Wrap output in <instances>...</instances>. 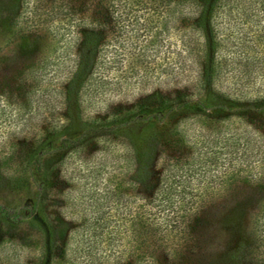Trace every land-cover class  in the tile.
Instances as JSON below:
<instances>
[{
    "label": "rangeland",
    "instance_id": "rangeland-1",
    "mask_svg": "<svg viewBox=\"0 0 264 264\" xmlns=\"http://www.w3.org/2000/svg\"><path fill=\"white\" fill-rule=\"evenodd\" d=\"M67 1L71 10L70 4L80 7L87 0ZM186 9L184 15L190 13ZM168 12L169 7L162 13ZM164 18L159 19L158 28ZM188 19H176L170 27L168 21L156 45L132 36L131 46L121 47L118 67L108 65L103 71L109 82L104 85L109 88L82 95V111H103L157 86L164 89L178 84L193 91L205 35ZM46 23L58 27L60 22ZM213 29L219 57L214 78L217 88L234 87L245 97L264 95V48L262 36H257L264 34V0H225ZM58 31L54 36L42 31L36 40L15 38L0 52V264H264V130L256 122L236 124L229 118L221 125L247 137L232 160L243 172L233 177L227 199L220 197L223 190H210L207 195L214 203L187 226L180 210L133 194L128 183L119 181L114 162L123 151L119 144L92 149L87 156L85 150L67 152L60 176L51 187L29 178L21 184L5 173L13 168L12 158L28 145L33 133L60 109L56 85L69 63L61 52L74 36L67 29ZM139 44L145 45L141 48L144 54L135 55ZM38 60L45 67L40 69L35 98L29 105L20 104L11 86L24 72L29 80L34 79L26 71L39 68ZM181 127H187L189 134L204 132L193 119ZM213 167L206 178L221 170ZM247 172L253 177H246ZM48 229L54 237L50 251L43 246Z\"/></svg>",
    "mask_w": 264,
    "mask_h": 264
},
{
    "label": "trees",
    "instance_id": "trees-1",
    "mask_svg": "<svg viewBox=\"0 0 264 264\" xmlns=\"http://www.w3.org/2000/svg\"><path fill=\"white\" fill-rule=\"evenodd\" d=\"M81 2L80 7L70 4L69 10L67 0H0V52L15 38L39 39L42 31L54 36L58 29H67L70 36H74L61 52L63 57L67 55L65 59L69 63L56 85L60 97L57 115L53 120L44 121L37 134L33 133L28 145L12 158L13 168L5 173L20 180L21 184L29 178L37 179L42 187H51L60 176V165L67 152L85 150L87 156L92 149L107 147L109 143L119 144L123 151L114 161L119 181L128 183L133 194L157 199L170 210H180L186 226L194 224L195 216L214 203V198L207 193L223 190L220 197L227 199L233 177L243 172L232 160L247 137L233 128L222 129L221 125L232 118L236 124L256 122L264 130V95L245 97L237 88L222 90L214 83L219 57L213 24L225 0ZM42 7L48 8L43 12ZM167 7L169 12L163 15ZM185 7L190 12L188 15L183 13ZM161 17H165L164 22L158 28ZM183 17L189 18L193 28L205 35L193 91L178 84L164 89L157 86L135 100L124 99L103 111L94 110L91 114L82 111L84 95L109 88L104 85L109 82L104 80L103 71L108 65L118 67L116 62L122 54L121 47L131 46L132 36L149 39L156 45L160 32L166 31L167 22L170 27L176 19L183 21ZM52 19L60 22L59 28L46 23ZM25 20L30 21L21 25ZM61 35L62 31L60 38ZM257 36L259 39L262 36L264 48V34ZM135 46L139 52L131 53L144 54L141 48L145 45ZM153 59L146 60L147 65ZM42 61L37 62L39 68L23 70L34 79L29 80L24 72L18 76V82L12 84L11 87L16 88L13 95L20 104L29 105L35 98L32 95L40 80V69L45 67ZM192 119L199 122L201 127L198 128L204 132L189 134L187 127H181ZM104 142L108 143L103 145ZM100 143L102 146H98ZM212 164L213 168L221 167V170L206 178L205 173ZM194 177L196 182L193 183ZM246 177L252 178V173L247 172ZM223 199L220 206L224 204ZM44 237L43 246L50 251L54 240L52 230L48 229Z\"/></svg>",
    "mask_w": 264,
    "mask_h": 264
}]
</instances>
